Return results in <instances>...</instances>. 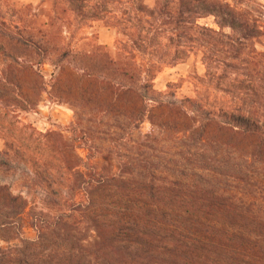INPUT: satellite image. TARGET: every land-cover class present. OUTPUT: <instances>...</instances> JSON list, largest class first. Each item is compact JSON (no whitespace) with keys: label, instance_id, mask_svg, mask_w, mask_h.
<instances>
[{"label":"trees","instance_id":"16d2710c","mask_svg":"<svg viewBox=\"0 0 264 264\" xmlns=\"http://www.w3.org/2000/svg\"><path fill=\"white\" fill-rule=\"evenodd\" d=\"M37 15L34 32L0 18V50L21 60L23 73L37 79L40 92L45 91L42 76L34 67L52 66L54 82L66 74L75 80L67 100L74 111L68 129L81 133L88 152L85 159L75 154L77 160L66 163L57 182L52 172L36 166L23 172L34 187L55 197L42 198L44 210L30 208L24 196L0 183V241L6 244L0 247V264H264V218L237 208L226 192L194 184V178L224 175L235 167L232 153L244 139L255 142L249 157L263 154L264 50L256 46L264 41V5L258 0H40ZM70 15L113 27V55L98 44L88 51L73 48L65 35ZM209 17L211 24L201 22ZM194 52L206 65H233L248 77L244 109H218L231 122L216 119L195 98L166 99L153 88L160 66ZM79 82L90 84L89 94ZM84 109L118 129L136 130L133 144L127 147L121 139L117 150L102 154L88 145ZM143 122L149 129L140 133ZM97 153L105 159L102 166L92 161ZM14 155L0 150V173H22ZM66 185L68 198L62 196ZM25 218L34 239L22 236Z\"/></svg>","mask_w":264,"mask_h":264},{"label":"rangeland","instance_id":"374dc122","mask_svg":"<svg viewBox=\"0 0 264 264\" xmlns=\"http://www.w3.org/2000/svg\"><path fill=\"white\" fill-rule=\"evenodd\" d=\"M258 2L264 5V0ZM39 3L40 0H0V18L8 23H17L19 27L30 28L34 32L39 27ZM70 19L65 35L73 48L88 51L98 44L106 46L113 55L116 40L113 27L104 25L98 19L79 20L74 15H70ZM211 20L209 17L201 22L211 24ZM256 47L264 50V41ZM7 53V50H0V150L8 148L15 154L14 163L19 165L22 173H0V183L9 185L12 192L24 196L30 208L44 210L42 198L51 201L55 197L45 195L38 187H34L23 172L36 166L39 170L52 172L53 179L57 182L61 172H65L66 163L77 160L75 154L85 159L88 152L82 148L85 138L78 131L71 132L68 129L74 121V111L67 100L77 87L75 80L67 74L54 82L56 71L49 64H44L34 67L36 73L42 76L45 91L40 92L37 79L23 73L21 60L13 59ZM17 54L15 51L14 55ZM235 70L233 65L219 64L216 61L206 65L201 53L194 52L176 63L160 66L152 79V86L157 91L165 92L166 99L195 98L202 105L211 108L216 119L229 121L228 118L221 117L218 109H244V87L249 84L248 77ZM78 86L83 93H90L91 86L87 82H79ZM76 91L80 92V89ZM56 94L60 99L55 97ZM26 102L30 103L26 105ZM94 114L93 110L88 109H84L82 114L84 119H88L83 122L88 128V145L101 150L102 154L109 148L112 152L117 150L121 139H127V147L133 144L136 130L130 132L127 127L118 129L112 120L107 117L98 120ZM148 129L149 124L143 122L139 130L140 133H145ZM253 145L254 141L244 139L232 153L235 167L227 168L224 175L194 178V184L199 189L210 185L217 188L218 192H226L234 196L237 204L233 203L237 208L258 213L264 218V150H260L263 154L249 157ZM164 151L166 150L162 152ZM101 154L97 153L92 161L104 165L105 159ZM183 162L184 166L190 165L189 159ZM66 187L68 189L62 190V196L68 198L70 188L68 185ZM53 208L51 206L48 210L54 212ZM28 222L25 218L22 223V236L31 240L36 233ZM5 246L0 241V247Z\"/></svg>","mask_w":264,"mask_h":264}]
</instances>
